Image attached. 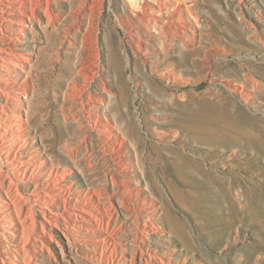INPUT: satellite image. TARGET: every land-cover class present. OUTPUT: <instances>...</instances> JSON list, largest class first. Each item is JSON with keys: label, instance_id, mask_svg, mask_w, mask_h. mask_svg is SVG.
Listing matches in <instances>:
<instances>
[{"label": "rangeland", "instance_id": "obj_1", "mask_svg": "<svg viewBox=\"0 0 264 264\" xmlns=\"http://www.w3.org/2000/svg\"><path fill=\"white\" fill-rule=\"evenodd\" d=\"M184 1L192 12L166 28L185 30V47L164 24L127 33L118 16L135 0H48L54 26L31 22L23 38L40 74L25 151L71 168L74 189L110 191L122 219L112 176L140 183L159 219L145 251L186 264H264V0ZM9 24L0 46L20 49ZM81 61L94 68L91 82ZM19 73L17 87L27 77ZM65 144L78 146L75 162ZM57 250L50 264H68Z\"/></svg>", "mask_w": 264, "mask_h": 264}, {"label": "bare ground", "instance_id": "obj_2", "mask_svg": "<svg viewBox=\"0 0 264 264\" xmlns=\"http://www.w3.org/2000/svg\"><path fill=\"white\" fill-rule=\"evenodd\" d=\"M85 1L88 4L90 0ZM135 2L134 8L126 2L124 13L118 16L127 33L149 35L151 23L164 24L162 33L171 31L173 40H179L185 47L190 39L186 40V31L166 28L177 17L182 20L184 11L192 12L190 7L183 9L184 0ZM0 4L4 5L0 8L1 30L7 23L17 25L13 26L17 31L15 40L22 46L20 49L0 46V264H50L59 260L57 249L68 264L71 262L68 257L73 258L76 264H186L177 262L168 254L143 249L145 232L150 227L155 230L158 216L151 212L156 208L154 199L150 196L145 199L140 195V183L133 186L136 180L120 179L117 174L112 176L124 214L133 222L129 229L130 239L127 238L133 254L131 252L132 258L128 260V256H124L130 249V245L127 247L129 243H125L128 232L126 217H119L111 200H105L110 191L105 192L106 189L97 188L94 184L86 189H74V183L66 181L72 173L71 168L60 167V161L56 162L54 158L46 160L42 151L32 150L26 154L25 146L30 141L29 127L32 124L28 112L36 90L34 76L38 78L40 74L34 75V68H29L31 54L23 46L24 33L31 22L45 25L46 20V25L54 26L56 17L48 0H0ZM165 16L169 18L167 21ZM81 65L87 70L78 74L91 82L95 77L94 68L84 61ZM20 70L26 71L27 77L25 83L17 87L16 78L20 77ZM72 82L69 87L74 91L77 85L75 80ZM24 112H27L26 117ZM78 150V146L73 145L65 149L74 162ZM88 159L89 154L85 157L87 164L83 170L91 166ZM30 184L33 185L32 191L25 192L24 188ZM172 188L175 193L179 192L175 186ZM146 211L151 213L143 219L147 221L144 223L141 214Z\"/></svg>", "mask_w": 264, "mask_h": 264}]
</instances>
